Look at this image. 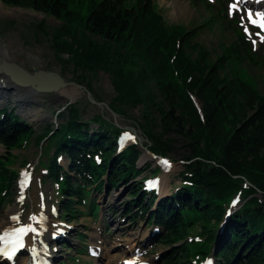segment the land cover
Masks as SVG:
<instances>
[{
    "label": "trees",
    "instance_id": "1",
    "mask_svg": "<svg viewBox=\"0 0 264 264\" xmlns=\"http://www.w3.org/2000/svg\"><path fill=\"white\" fill-rule=\"evenodd\" d=\"M0 1L61 21L53 34L57 60L61 63L67 56L83 71L78 76L83 80L86 73L110 74L115 92L110 108L116 114L142 108L136 128L147 141L120 151L123 129L101 114L85 120L78 103L59 115L58 128L47 125L40 134L18 115L0 111V145L9 153L33 137L47 144L46 153L51 150L45 168L58 186L67 220L73 222L78 215L98 219L101 206L95 193L133 180L123 216L148 220L158 230L160 243L171 249L162 255V264H200L212 254L215 264H264V94L247 70L221 77L238 61H259L242 28H236L238 41L223 47L211 63L204 48L190 45L196 30L168 26L155 0ZM192 2L215 6L208 0ZM85 3L87 15L82 13ZM187 46L198 51L196 58ZM259 65L264 68V62ZM177 138L184 140L190 156L179 174L181 184L159 200L155 191L145 190L144 180L159 176L161 169L139 163L145 149L170 155ZM60 157L68 160L67 169ZM2 164L0 204L9 199L18 176L9 175ZM238 197L243 205L231 212Z\"/></svg>",
    "mask_w": 264,
    "mask_h": 264
},
{
    "label": "rangeland",
    "instance_id": "2",
    "mask_svg": "<svg viewBox=\"0 0 264 264\" xmlns=\"http://www.w3.org/2000/svg\"><path fill=\"white\" fill-rule=\"evenodd\" d=\"M209 1L210 5H215L209 9L202 2L194 4L192 0H156L155 3L168 26H183L188 30H196V35L190 45L199 44L204 48L209 53L211 63L219 58L223 47L231 46L238 41L236 28H242L254 41V50L259 53L256 57L259 61L257 63L248 59L238 61L237 66L231 64L223 70L221 77L225 74L235 77L237 72L247 70L250 78L264 94V68L259 65L264 62V29L251 23L248 16V13L251 12L252 16L260 19V16H264V8L251 4L252 0ZM218 2L221 3V6ZM232 5L235 7L233 8ZM82 10L84 15L88 14V3L84 4ZM224 17L226 20L223 19ZM61 25V21L52 16L30 9L7 6L0 1V41L10 49L12 62L23 64L22 66L30 72L37 69L46 70L60 74L67 81L85 82L83 86L90 85L93 92L100 98L95 99L98 102L106 103L110 108L115 96L110 74L104 71L97 72L95 75L86 73L85 80H83L78 78L79 75H84L83 71L76 69V66L68 61L67 56H65L66 60L61 63L57 60L53 49V34ZM186 51L192 58L197 57L198 51L191 49L190 46L186 47ZM0 80L5 81L6 79L0 76ZM25 98L29 99L18 101L13 96L2 98L0 99V110L16 106L26 121L29 119L21 112L20 103L24 108H32L37 111V114L39 112V117L43 118L41 122L29 120L38 134L42 133L47 125L52 128L57 126L62 121L59 119V115L66 110L71 101L70 98L63 97L59 93H45L42 95L41 101H37V104H33L31 96ZM75 103L79 104L85 120L101 114L104 118L118 123L123 129L130 130L135 136L134 142L130 143L139 142L140 130L136 128V123L142 121L141 107L128 109L125 116L119 114L114 116L108 107L99 108L90 103L82 91L80 97L75 99ZM132 128L136 130L137 134L132 131ZM45 148L46 145L37 143L35 137L27 141L23 149H16L11 153L5 146H0V162L3 163L6 170L12 172L9 175L18 174L10 185L9 199L0 204V233L4 230L2 227L4 221H12L16 226L27 225L35 212V215L39 216L35 219L36 222H42L44 217L48 220L50 230L47 237L50 239V243L46 249H53L56 253L52 264H122L123 259L129 257L147 261L150 264H162V255L171 249L160 243L161 239L157 236V229L148 220L139 218L134 221L130 217L123 216V210L130 202L129 193L134 186L133 180L121 183L118 188L109 192L105 189L102 194L95 193L94 198L101 206L98 219L94 220L89 216L78 215L77 219L71 222L64 217L62 198L58 197V186L45 170L49 156L52 155L51 150L46 153ZM10 154H14V157L10 158ZM6 156H9L10 159H7ZM189 156L190 153L184 140L177 138L173 152L167 156L172 168L162 172L156 178L162 185V188L159 189L161 199L181 184L182 180L179 174L184 171V163ZM60 163L67 169L69 165L67 159L61 158ZM148 163H152L154 167L159 166L157 160L146 153L141 158L139 165L145 167ZM1 171L2 168H0ZM23 175H28L31 179L27 190H21L18 185V180ZM4 179L5 181L10 180L8 176ZM1 181H3V177L0 176ZM244 184H249V182L245 181ZM235 199L239 200V197ZM242 205V202L234 203L232 212L238 210ZM16 207L20 208V214L16 215L17 218H12L9 216V211ZM78 209L81 212L86 211L84 206H79ZM40 216L44 217L40 218ZM113 220L116 222L113 223ZM39 233L41 231H37V236L41 237L42 234ZM81 251L85 252L82 254ZM29 252L27 248H24L22 255L18 256L14 262H0V264H24ZM212 256L213 254L204 259L201 264H204Z\"/></svg>",
    "mask_w": 264,
    "mask_h": 264
},
{
    "label": "bare ground",
    "instance_id": "3",
    "mask_svg": "<svg viewBox=\"0 0 264 264\" xmlns=\"http://www.w3.org/2000/svg\"><path fill=\"white\" fill-rule=\"evenodd\" d=\"M250 3L254 5H260V8H264V4H260L258 0H252L250 1ZM252 19L257 21L256 23L257 25H259L261 22L258 17L256 18L255 16H252ZM0 58L12 62V57L10 56V49L6 48L2 43V41H0ZM19 65L22 66L23 64L20 63ZM0 76L1 78L2 76H4L6 79L5 81L0 80V99L13 96L15 100L20 101L21 99H29L25 97L31 96V98L33 99L32 100L33 104H37V101H41V97L43 94H40V92L36 91L31 87L24 88L18 86L17 84L13 83L8 76L4 75V73H0ZM13 92L15 95L13 94ZM58 93L61 96L68 97L70 99H76L81 95V91L76 89L75 87L62 89ZM20 105L22 107L21 112L29 120L34 122L42 121L43 118L39 117L38 115L39 112L37 114V111L33 110L32 108H24L22 103H20ZM160 187L162 188L161 184ZM9 212H10L9 216L15 217L16 215L20 214V208L18 207L11 208ZM37 217L39 216L35 215V212H33L32 218L30 219V221H28L27 225L24 227L25 232H27V236L25 238V244H26L25 247L32 252V255L28 254L27 258L24 261V264H34L37 261L39 262L41 259L50 260V261L55 259V254H56L55 250L50 249V251L48 252L46 249L49 246L48 243H50V239L47 237V233L50 230L48 228L49 227V224L47 222L48 220L44 216H40V218L44 217V220H42V222L40 221L36 222L35 219H37ZM114 222H116V220H113V223ZM2 227L4 229L3 231L6 232L9 231V229L11 228L12 230H15L16 228H19L20 225L16 226L12 221L11 222L4 221ZM117 229L118 227L116 228V230ZM37 231H41L42 234L41 237L37 236ZM129 258H134V257H129ZM1 260L3 259L0 258V262Z\"/></svg>",
    "mask_w": 264,
    "mask_h": 264
},
{
    "label": "water",
    "instance_id": "4",
    "mask_svg": "<svg viewBox=\"0 0 264 264\" xmlns=\"http://www.w3.org/2000/svg\"><path fill=\"white\" fill-rule=\"evenodd\" d=\"M0 73H4V75L8 76L10 80L18 86L24 88L31 87L40 93L57 94L62 89L75 87L76 89L84 92V95L93 105H96L99 108H102L103 106L109 108L106 103L96 101L92 93L85 86L73 81L68 82L60 74H57L55 72L46 70H35L33 73H30L28 70H26L19 64L6 61L0 58ZM73 102H75V99H71L70 103ZM110 111L113 113L114 116H118L111 109ZM144 140L145 139L143 137L139 138V141L141 143ZM258 196H261V194L259 193Z\"/></svg>",
    "mask_w": 264,
    "mask_h": 264
},
{
    "label": "snow or ice",
    "instance_id": "5",
    "mask_svg": "<svg viewBox=\"0 0 264 264\" xmlns=\"http://www.w3.org/2000/svg\"><path fill=\"white\" fill-rule=\"evenodd\" d=\"M232 7L234 8L235 7V5H232ZM258 16L260 15V14H257ZM248 16H249V20L251 21V23H253V24H256L257 23V21L256 20H253L252 19V13L251 12H249L248 13ZM260 24H259V27L261 28V29H264V16H260ZM165 163H167V162H165ZM235 203V202H234ZM25 230L24 229H20L19 230V233H23ZM0 253H4V250L3 249H0ZM4 254H6V253H4ZM207 264H212V262L211 261H207Z\"/></svg>",
    "mask_w": 264,
    "mask_h": 264
}]
</instances>
